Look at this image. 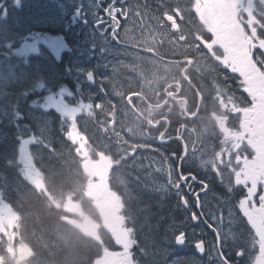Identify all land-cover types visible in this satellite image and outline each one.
Here are the masks:
<instances>
[{"label": "rangeland", "instance_id": "374dc122", "mask_svg": "<svg viewBox=\"0 0 264 264\" xmlns=\"http://www.w3.org/2000/svg\"><path fill=\"white\" fill-rule=\"evenodd\" d=\"M80 6H83V12L92 20L95 4L91 1L19 0L18 4L17 0H0V19L10 24L13 22L16 27L22 26L24 34L22 42L15 49H11L9 54L0 58V119L13 115L10 111L14 106L11 102V90L15 88L21 90L25 86L29 71L43 73L47 69L56 68L63 55L70 56V66L65 71V76L71 80L73 87L71 89L61 86L54 91L52 93L54 98L49 107L55 110V115L58 114L60 123L62 121L67 123L66 137L72 143L71 146H74V153L80 160V167L87 179L86 185L83 184L85 189L83 196L92 207H98L103 222L92 226V222L84 215L80 206L66 200L63 202L65 215L61 218V226L55 228L54 221H50L47 216H44L41 222L36 218L33 223L46 225L51 223L48 232H41L38 236L31 231V234L40 245L48 249L53 248V242L54 245H67L68 230L74 227L90 239L87 241L86 250L90 251L91 258L84 260L82 264H129L127 255L129 227L123 216L124 197L114 192L111 187L118 179L120 183L124 182L127 188L130 186L133 190L143 191L140 193L141 196L147 195L144 191L147 180L146 167L149 161L157 157L154 154L142 153L144 151L142 147L129 152L125 150L127 146H132V143L144 140L143 131L136 118L131 115L127 99L133 94L132 88H136V91L148 90L154 88L155 84L148 80L149 70L146 66L148 67L149 62L145 65L141 61H133L135 58L132 59L129 50L120 49L103 40L89 28V24L87 32H82L80 17L85 16L74 14ZM140 18L146 21L148 17ZM63 32H68L69 41L59 36ZM38 35L61 37L67 47H59V42L55 40H50L47 44H36ZM56 42L57 46L53 48L51 44ZM32 45H35L36 51L28 50ZM90 70L95 71L97 82L95 86L87 87L85 75ZM41 83L43 82L36 81L35 85ZM27 113L37 133L43 136L46 128L51 125V116H36L30 109ZM26 132L30 133V130H25L24 133ZM29 137L26 136L25 139ZM189 137L192 138V135ZM89 139L98 149L95 154L89 150L87 144ZM111 140L116 143V146H113L116 147L114 152L117 150L124 156L127 152L130 156L126 160L124 167L126 174L123 177L113 175L112 172H116V169L100 156L102 151L108 149L107 145L112 142ZM203 141L207 142V138L204 137ZM19 143L17 163L23 168L22 177L24 180L25 176L29 177L33 183L39 184L41 174L38 172L35 155L31 151V146L37 144V138H29ZM200 147L202 150L197 156L198 162L207 163L216 158L205 154L208 147L206 144L197 146L196 149ZM110 179H114V182L109 181ZM123 179H127L126 183ZM17 193L19 186L9 181L8 177L0 176V242L5 243L6 247L9 246L7 256L10 259L14 258L16 264H25L26 259L30 261L31 257L26 250V244L18 239L15 229L17 218L12 213V204L19 205L18 209L23 206L21 195L19 198H11ZM124 194H127L125 190ZM107 202L109 212H106ZM30 216H26L29 221L32 219ZM170 222L172 226L165 225L160 235V243L157 244V255L160 256L161 264H202L194 256H187L181 260L168 258V255L174 253L171 237L177 230L174 220ZM100 227H104L106 238L97 239L100 237L97 231ZM117 245L122 246L123 251L117 250ZM106 249L108 250L105 251ZM2 260L0 259V264Z\"/></svg>", "mask_w": 264, "mask_h": 264}, {"label": "flooded vegetation", "instance_id": "af4514ba", "mask_svg": "<svg viewBox=\"0 0 264 264\" xmlns=\"http://www.w3.org/2000/svg\"><path fill=\"white\" fill-rule=\"evenodd\" d=\"M84 1L95 4L92 20L87 15L88 22L82 23L84 29L88 30L89 24V28L103 40L129 50L132 59L135 58L133 61L145 65L149 62L146 66L148 80L155 87L138 91L132 88L133 94L129 96L132 113L138 116V124L145 134L147 152L164 158L165 154L170 156L173 152L185 151L191 157L185 163V171L210 181L212 193L208 200L215 208L213 193L227 195L226 186L215 182L209 167L220 160L221 133L225 141L241 139L230 130L234 120L227 96L229 91L236 92L233 73L243 70L264 88V74L253 63V55L260 54L256 50H264V0H116L108 13L103 12L102 5L109 0ZM97 13L103 17L102 22ZM140 17L148 18L145 21ZM94 23L99 26L94 27ZM229 67L232 71L228 70ZM261 119L264 121V116ZM241 127L255 137L258 162L246 164L241 170L244 180L254 184L264 177V123L258 128L259 135L247 129L243 122ZM203 136L207 142L203 141ZM204 144L208 146L205 154L216 158L200 163L197 156L202 147H196ZM237 182H242L240 174H237ZM239 195V190L232 194L229 210L236 217L237 233L245 238L237 241L243 246L248 229L234 208ZM166 208L177 215L174 224L180 227L176 232L186 231L188 236L187 242L178 250L172 239L174 253L168 258L181 260L194 256L202 264H210L207 255L197 256L192 243L201 233L211 243L210 230L203 225H192L188 212L193 209L178 208L171 197ZM95 209L99 210L98 207ZM99 211V216L94 217L96 224L98 220L103 222ZM106 211H110L108 202ZM246 214L258 232L264 233V212L246 211ZM168 226H172V222ZM226 250L229 256L234 255V249ZM243 260L236 258L234 264H242ZM257 264H264V249L257 257Z\"/></svg>", "mask_w": 264, "mask_h": 264}, {"label": "snow or ice", "instance_id": "6c2138e0", "mask_svg": "<svg viewBox=\"0 0 264 264\" xmlns=\"http://www.w3.org/2000/svg\"><path fill=\"white\" fill-rule=\"evenodd\" d=\"M116 0H109L103 3L102 9L104 13H108L115 5ZM19 4V0H17ZM75 15L83 14L87 23V13L83 12V6L76 9ZM98 19L102 22L103 17L97 13ZM119 17V13H117ZM94 27L99 26L94 23ZM50 40L59 42V47H67L62 43L61 37H47L38 35L36 44H47ZM28 50L36 51L35 45L29 46ZM95 50V49H93ZM259 55H253V63L256 64L260 73L264 74V50L257 49ZM229 71L232 69L229 67ZM236 83V92L229 91L227 99L231 102L234 123L230 126V130L241 137V139L232 142L225 141L224 134L220 136V160L215 166H209L210 171L216 183L226 186L227 195L214 194L212 199L216 201L215 208L210 205L208 196L211 191L210 181L207 178H198L195 173L185 171V163L191 157L181 150L171 155L165 154L164 158L157 157L148 162L146 167V184L144 191L149 199L142 204V220L141 224L149 227L153 220V200L156 205L165 203L170 197L176 202L178 208H183L188 212L192 225L199 227L203 225L210 230L211 243L203 238V233L192 241L197 252L201 256L207 255L210 264H234L236 258H244L242 264H257V257L261 255L264 249V233L258 232L246 211L264 212V177L255 181L244 180V173L241 171L246 164L258 162V153L254 147L255 137L250 135L249 131H245L241 127V122L252 132L260 134L259 126L264 123L261 117L264 116V88H262L255 80L249 77V74L241 71L233 73ZM227 79V77H226ZM90 83H95L94 73L88 77ZM38 89V90H37ZM238 92V95H237ZM54 94L50 93L45 83L38 86L32 85V91L26 95L28 108L34 115L45 117L55 110L49 107L52 103ZM224 98L223 96L221 97ZM26 113H18V120L26 117ZM29 138L34 139L35 134ZM29 138H21L20 143ZM19 143V144H20ZM239 145L238 147L236 145ZM165 160L167 164L165 165ZM237 174H240L242 182H237ZM239 190V199L235 201L234 208L238 210L239 216L247 224L246 242L243 246L238 245L237 241L245 239L240 236L236 229V217L229 210L232 194ZM175 227L180 225L174 224ZM173 242L177 245H183L187 242L188 236L186 231H177L173 233ZM139 249L140 256H145L146 251L140 247L138 239V231L133 223L129 228V247L127 255L129 264H141L137 259ZM234 249V255L229 256L228 250ZM117 250L123 251L122 246L117 245Z\"/></svg>", "mask_w": 264, "mask_h": 264}, {"label": "trees", "instance_id": "16d2710c", "mask_svg": "<svg viewBox=\"0 0 264 264\" xmlns=\"http://www.w3.org/2000/svg\"><path fill=\"white\" fill-rule=\"evenodd\" d=\"M61 34L66 35L64 33ZM23 38L22 26L16 27L13 22L10 24L0 19V58L9 54L10 49L16 48ZM68 67L69 56L63 55L62 61L56 68L47 69V71H42L43 73L39 74L29 71L25 86L21 90L17 88L11 90V102L14 106L10 111L13 115L0 119V176L8 177L9 181L19 186V193L11 198H19L21 195L23 197L21 200L23 201V206L18 209L19 205L12 204V208L15 211H22L27 217L31 215L30 218L32 219H30L28 226L38 236L41 232H48V226L51 222L46 225V223L37 224L32 221L39 218L41 222L44 216L51 219L50 221L59 220L62 211L60 210L61 206L58 204H61L64 199H69L79 205L86 215H91L92 217L96 215L88 207V201L83 196L82 188L86 176L80 167V160L74 153V146H71L72 143L66 137L67 123L65 121L60 123L58 114L55 115L53 112L48 115L51 116V125L46 128L44 135L40 136L27 113L29 108L26 102V95L32 91V85L36 84V81H42L48 87L50 93H53L61 86L65 88L69 85L65 84L68 82L67 76H65V71ZM69 87L72 89L71 84ZM18 113H26L27 115L18 120ZM25 130H30V133H24ZM33 134L37 138V144L31 146V151L35 155L38 172L41 174L40 190L29 184L26 179H23V168L17 163L19 138H25ZM87 143L95 144L91 139L87 140ZM89 148L96 150L92 145H89ZM116 162L117 160L113 156V163ZM121 164L122 160H120ZM148 199V196H139L132 200L133 202H129L126 205L124 216L129 228L135 223L140 247L146 251L145 256H140L139 249H134L137 252V259L141 261V264H161L160 256L157 255V244L160 243V235L167 220V215L164 205H156L153 200L152 212L154 215L152 224L149 227L142 225L141 206ZM13 201L17 200L13 199ZM24 206L27 207L24 208ZM91 211L93 213H90ZM24 231L26 232V228H24ZM67 240L68 244L66 246L48 247L47 250L40 245H32L35 247L33 248V256L27 264H82L81 262L84 260H90L91 253L86 250L87 241H90V239L82 235L79 229L69 228ZM8 248V246L6 247L0 242V257H3L2 264H15L14 258L10 259L6 255L4 256V250H8Z\"/></svg>", "mask_w": 264, "mask_h": 264}, {"label": "water", "instance_id": "95a60500", "mask_svg": "<svg viewBox=\"0 0 264 264\" xmlns=\"http://www.w3.org/2000/svg\"><path fill=\"white\" fill-rule=\"evenodd\" d=\"M89 76H91V75L89 74ZM89 76H88V77H89ZM88 77H87V78H88ZM178 246H180V245H178ZM198 253H199V252H198ZM199 254H200V253H199Z\"/></svg>", "mask_w": 264, "mask_h": 264}]
</instances>
